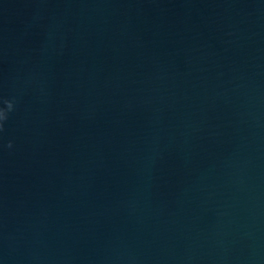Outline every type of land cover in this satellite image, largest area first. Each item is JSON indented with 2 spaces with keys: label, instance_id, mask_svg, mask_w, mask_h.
Instances as JSON below:
<instances>
[{
  "label": "water",
  "instance_id": "obj_1",
  "mask_svg": "<svg viewBox=\"0 0 264 264\" xmlns=\"http://www.w3.org/2000/svg\"><path fill=\"white\" fill-rule=\"evenodd\" d=\"M0 112V264H264V0H0Z\"/></svg>",
  "mask_w": 264,
  "mask_h": 264
},
{
  "label": "clouds",
  "instance_id": "obj_2",
  "mask_svg": "<svg viewBox=\"0 0 264 264\" xmlns=\"http://www.w3.org/2000/svg\"><path fill=\"white\" fill-rule=\"evenodd\" d=\"M9 108H11V105L9 104ZM5 118L4 114L0 112V120H3ZM0 128H2V124H0Z\"/></svg>",
  "mask_w": 264,
  "mask_h": 264
}]
</instances>
